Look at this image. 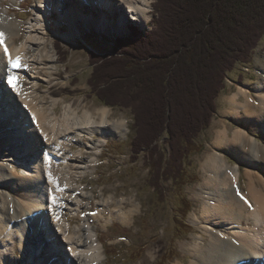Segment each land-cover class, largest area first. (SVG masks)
Segmentation results:
<instances>
[{"label": "bare ground", "instance_id": "6f19581e", "mask_svg": "<svg viewBox=\"0 0 264 264\" xmlns=\"http://www.w3.org/2000/svg\"><path fill=\"white\" fill-rule=\"evenodd\" d=\"M2 1L0 264H101L105 253L98 228L103 232L114 219L132 222L140 204L111 197L101 202L78 179L96 169L108 140L125 139L128 124L123 117L112 116L107 106L92 113L79 108L80 101L61 97L66 86L56 74L49 32L66 42L89 29L121 32L124 27L115 19L122 10L126 23L135 20L145 26L150 2L116 0L119 10L105 13L112 0H77L74 7L65 0H34L31 16L23 21ZM8 1L17 7L23 0ZM45 44L50 45L43 49ZM9 55L13 60L19 57L21 67L12 68ZM10 76L17 87L8 83ZM226 102L224 113L246 127L251 124V130L258 124L264 131V69L254 95L239 87ZM215 134L214 149L201 162L203 179L194 192L201 202L194 223L206 237L198 236L187 247L191 256L187 264H264V173L258 170L264 166V145L243 127L232 130L231 136L227 128ZM217 149L234 152L238 163H229ZM87 151L92 155L85 156ZM240 164L247 165L243 173ZM69 215L78 223L72 224ZM147 255L153 262L157 249H149Z\"/></svg>", "mask_w": 264, "mask_h": 264}, {"label": "trees", "instance_id": "16d2710c", "mask_svg": "<svg viewBox=\"0 0 264 264\" xmlns=\"http://www.w3.org/2000/svg\"><path fill=\"white\" fill-rule=\"evenodd\" d=\"M152 13L151 30L134 25L112 55L89 52L87 83L103 105L131 111V158L143 154L163 200L164 182L182 179L190 145L209 127L227 74L252 61L264 0H154Z\"/></svg>", "mask_w": 264, "mask_h": 264}, {"label": "rangeland", "instance_id": "374dc122", "mask_svg": "<svg viewBox=\"0 0 264 264\" xmlns=\"http://www.w3.org/2000/svg\"><path fill=\"white\" fill-rule=\"evenodd\" d=\"M2 2L10 9L11 13L23 21L31 16L34 0H23L17 7L11 6L8 0ZM66 2L73 7L77 3L76 0H65ZM118 2L110 1L111 5L103 11L116 13L119 10L116 5ZM149 2L151 7L145 26L131 20L127 22L128 26L126 27V14L122 16L119 12L115 20L120 21L124 27L121 32L109 33L103 30L89 29L86 34H80L70 42H66L58 36L53 37L49 32V43L54 45L57 58V61L54 62L56 74L66 86L61 92L63 99L68 101L76 99L80 101L79 108L85 107L92 113L94 109L105 106L98 101L95 95L90 93L87 79L92 66L88 54L93 52L100 57L112 55L116 39H124V42H129L132 39L129 29L134 25L141 32L151 30L154 0H149ZM55 17L54 14L52 18L55 19ZM62 30H66V28L63 27ZM21 39L23 40V36ZM16 43H20V38L16 39ZM56 43H59L61 47L59 51L56 49ZM46 46L47 44L43 46V49ZM60 51H65V54H60ZM262 69H264V36L253 52L252 61L249 64L237 63L233 70L227 74L225 87L216 98L217 111L209 127L203 130L190 145V153L186 159L182 179L177 182L170 180L164 182L166 192L163 200L159 198L158 191L149 185V166L143 158V154H140L137 160L131 158L130 141L134 136L130 127L133 122L131 111L127 108L109 107L113 113L112 116L126 119L128 124L126 137L125 139L108 140L102 146L100 155L96 159V169L78 180L87 191L92 192L95 199L101 202L109 197L112 200L135 199L140 204V210L133 216L132 222L123 224L114 219L103 232H100L98 228L105 253V259L101 264H141L142 262L148 264L150 258L147 251L151 248L157 249L156 259L150 262L152 264H173L178 261L187 264L189 262L191 256L187 253V247L194 244L198 236L206 237L199 226L194 223V214L198 212L201 204L196 199L194 192L203 179L201 162L206 154L214 149L212 143L215 133L227 128L231 136L232 130L243 127L264 145V131L261 130L260 125L257 124V127L255 126L257 129L251 130V124L246 127L243 122L224 113L228 108L226 100L239 87L246 88L252 95L255 94V86L260 82ZM66 82L67 84H65ZM0 88L2 92L3 87ZM0 94L2 95V93ZM240 101H244L243 97H240ZM56 111H60V105H57ZM159 145L163 147V143L160 142ZM72 147L77 148L76 145H72ZM217 150L224 154L229 163H238V156L234 152L225 149ZM84 155L89 157L92 154L87 151ZM64 164L62 161L61 165ZM246 167V164H240L242 173ZM258 170L264 173V166L260 165ZM246 181V177L242 174V186H245ZM91 205L93 206V202ZM69 218L72 224L78 223L77 219L71 215ZM16 254H19L18 250ZM18 263L20 264L19 261Z\"/></svg>", "mask_w": 264, "mask_h": 264}, {"label": "snow or ice", "instance_id": "6c2138e0", "mask_svg": "<svg viewBox=\"0 0 264 264\" xmlns=\"http://www.w3.org/2000/svg\"><path fill=\"white\" fill-rule=\"evenodd\" d=\"M0 37H3V33H0ZM0 43H2V40H0ZM4 51H5V53L7 54V52H8L7 47H5ZM8 64H9L12 68H19V67H21V65H20V63H19V57H17L16 60H13V59L11 58V56L9 55V57H8ZM15 80H16V78H14V77H11V76L8 77V83H9L13 88L17 87V83L15 82ZM49 178L52 179L51 174H49ZM53 182H55V181H53ZM237 195H240L241 199H245V198L243 197V195H241V194L239 193V191H237ZM245 203H248V201L245 200ZM249 207H251L250 204H249Z\"/></svg>", "mask_w": 264, "mask_h": 264}]
</instances>
